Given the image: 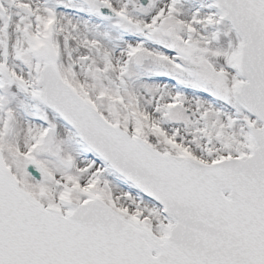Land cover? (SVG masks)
<instances>
[{
	"label": "snow or ice",
	"instance_id": "6c2138e0",
	"mask_svg": "<svg viewBox=\"0 0 264 264\" xmlns=\"http://www.w3.org/2000/svg\"><path fill=\"white\" fill-rule=\"evenodd\" d=\"M0 264H264V0H0Z\"/></svg>",
	"mask_w": 264,
	"mask_h": 264
}]
</instances>
